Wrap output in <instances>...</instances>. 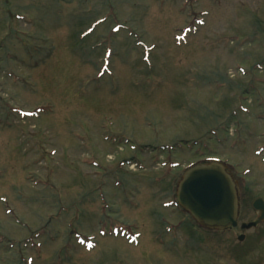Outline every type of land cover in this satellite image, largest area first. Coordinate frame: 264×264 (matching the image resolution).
I'll list each match as a JSON object with an SVG mask.
<instances>
[{
    "label": "rangeland",
    "instance_id": "374dc122",
    "mask_svg": "<svg viewBox=\"0 0 264 264\" xmlns=\"http://www.w3.org/2000/svg\"><path fill=\"white\" fill-rule=\"evenodd\" d=\"M214 160L234 230L176 201ZM258 177L264 0H0V264H264Z\"/></svg>",
    "mask_w": 264,
    "mask_h": 264
},
{
    "label": "water",
    "instance_id": "95a60500",
    "mask_svg": "<svg viewBox=\"0 0 264 264\" xmlns=\"http://www.w3.org/2000/svg\"><path fill=\"white\" fill-rule=\"evenodd\" d=\"M177 202L194 221L209 231H227L238 227L239 193L233 176L219 162L200 165L188 170L177 189ZM255 211L264 221V201L255 200ZM256 223L244 224L252 229ZM240 242L245 236H240Z\"/></svg>",
    "mask_w": 264,
    "mask_h": 264
},
{
    "label": "flooded vegetation",
    "instance_id": "af4514ba",
    "mask_svg": "<svg viewBox=\"0 0 264 264\" xmlns=\"http://www.w3.org/2000/svg\"><path fill=\"white\" fill-rule=\"evenodd\" d=\"M258 184L260 183V186H261V188H262V196H260V197H257V198H260V199H263L264 200V184H263V182H262V178H260V177H258ZM240 190H241V192H242V189H244V187H241V188H239ZM245 195L246 194H244V198H245ZM256 198V199H257ZM255 200V199H254ZM254 200L252 201V203H251V208L253 209V202H254ZM255 212V214H256V223H257V226L256 227H260L261 229H262V231L261 232H264V221H260V214L258 213V212H256V211H254ZM242 224H244V223H242ZM246 231H249V230H246Z\"/></svg>",
    "mask_w": 264,
    "mask_h": 264
}]
</instances>
